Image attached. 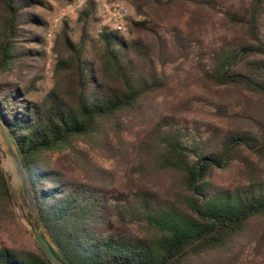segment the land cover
<instances>
[{"label": "trees", "instance_id": "16d2710c", "mask_svg": "<svg viewBox=\"0 0 264 264\" xmlns=\"http://www.w3.org/2000/svg\"><path fill=\"white\" fill-rule=\"evenodd\" d=\"M108 1H127L143 20L126 21L127 38L101 27L88 50V27L99 21L89 2L78 16V43L66 29L55 40L52 89L34 98L48 59V3L0 0V120L29 181L39 232L64 264H196L214 252L231 256L251 223L264 220V0ZM182 6L218 15L231 35L205 45L163 20ZM185 67L232 92L230 101L207 104L228 126L175 109L155 112L143 139H124L128 119L147 122L148 100L177 84ZM111 129L120 139H108ZM76 142L123 155L138 175L128 173L118 194L83 155L76 177L54 168L49 155L76 153ZM5 156L1 143L0 231L15 218ZM230 169L239 181L218 183L217 173ZM161 174L172 177V191L145 185ZM20 207L31 223L25 191ZM0 264L50 263L32 240L29 248L0 247Z\"/></svg>", "mask_w": 264, "mask_h": 264}, {"label": "rangeland", "instance_id": "374dc122", "mask_svg": "<svg viewBox=\"0 0 264 264\" xmlns=\"http://www.w3.org/2000/svg\"><path fill=\"white\" fill-rule=\"evenodd\" d=\"M46 1L48 9L42 12L48 23V29L45 33L48 59L44 63V69L39 71L40 80L36 84L34 98L43 97L53 87L52 69L55 62L53 48L61 30L66 29L69 39L74 44L78 43L81 34V23L78 21L79 15L72 17L65 13L67 6L73 0ZM234 1L236 5V0ZM234 1L232 2L233 4ZM117 2L124 4L128 8L129 15L127 20H143V17L135 15L133 8L127 1ZM95 17L99 21L93 22L88 27V39L86 41L88 50H90L92 45L91 41L97 38V33L103 27L102 12L99 7L97 8ZM163 20L168 24L178 25L185 31L189 30L192 34L202 39L205 45L213 44L220 38L229 36L232 33L218 15L214 16L206 10L190 6L171 8L163 16ZM48 34H51V38L48 37ZM122 36L127 38L126 34H122ZM175 82L177 84H174L168 91L155 95L148 100L146 104L148 117L145 118L148 119L147 122L136 117L128 119L130 121L126 119L129 125H123L122 132H124V139L132 141L143 139L145 130L149 132L150 118L155 112L156 114H167L169 111L175 109L181 110L185 116L201 123H214L223 128L228 126V122L214 115V109L208 107L207 104L212 103L214 100H218V102L232 100L233 94L231 91L213 88L204 82L195 70L188 67L184 68V72L176 78ZM252 107L254 108V106ZM108 133V139H113V141L114 139H120V137L115 136L114 129L109 130ZM74 149L77 151L76 153L73 150H64L49 155L48 159L54 168L76 177V174L81 173L79 169V157L83 155L87 160H90L105 172L101 174L102 180L105 182L104 184H107L111 191H116L118 194L124 193L127 187L126 176L128 173L133 174L134 177L138 175L135 167H128L126 169L123 155L113 158L106 154L104 150L95 148L86 142H76ZM3 168L8 177L15 218L10 222L9 228L0 231V247L29 248L31 247L32 240H34L31 234L32 221L31 223L28 222L20 207L21 195L25 191V187L17 175L13 160L7 153L3 160ZM171 178L165 174L154 176V178H146L145 185L154 187L159 192L165 193L172 188L171 185L174 181ZM215 179L218 183L231 187L236 181H239V175L234 169H230L217 173ZM228 262L231 264H264V220H255L251 223L248 234L235 244L231 256L214 252L208 256L195 259L196 264H227Z\"/></svg>", "mask_w": 264, "mask_h": 264}, {"label": "water", "instance_id": "95a60500", "mask_svg": "<svg viewBox=\"0 0 264 264\" xmlns=\"http://www.w3.org/2000/svg\"><path fill=\"white\" fill-rule=\"evenodd\" d=\"M0 138H1V141L3 143V146L5 148L7 155L14 162V166H15L19 179L21 180V182L23 183L25 187L26 199H27L30 212L32 215V227H31L32 237L34 238L39 249L44 254V256L46 257V259L49 261L50 264H64L54 255L51 248L46 243V241L42 238L39 232V218H38V214H37V211L35 209V206L32 200L29 181L25 175V171L20 161L19 155L16 151V148L12 140L10 139L8 132L6 131L4 124L2 123L1 120H0Z\"/></svg>", "mask_w": 264, "mask_h": 264}, {"label": "built area", "instance_id": "2783aa9c", "mask_svg": "<svg viewBox=\"0 0 264 264\" xmlns=\"http://www.w3.org/2000/svg\"><path fill=\"white\" fill-rule=\"evenodd\" d=\"M89 2L95 3L100 8L103 26L111 31L123 35L125 34V25L129 11L128 8L120 2H109L108 0H73V2L67 6L65 13L69 16L77 17ZM48 37L51 38V34H48Z\"/></svg>", "mask_w": 264, "mask_h": 264}]
</instances>
